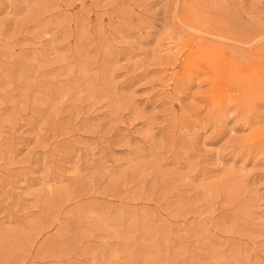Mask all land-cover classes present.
<instances>
[{"label":"rangeland","instance_id":"rangeland-1","mask_svg":"<svg viewBox=\"0 0 264 264\" xmlns=\"http://www.w3.org/2000/svg\"><path fill=\"white\" fill-rule=\"evenodd\" d=\"M0 264H264V0H0Z\"/></svg>","mask_w":264,"mask_h":264}]
</instances>
